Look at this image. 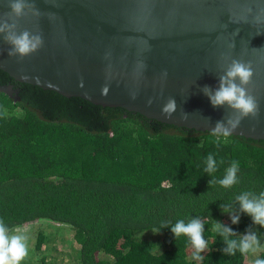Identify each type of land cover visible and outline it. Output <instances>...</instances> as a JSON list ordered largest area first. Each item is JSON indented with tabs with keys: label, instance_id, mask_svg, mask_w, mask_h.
<instances>
[{
	"label": "trees",
	"instance_id": "obj_1",
	"mask_svg": "<svg viewBox=\"0 0 264 264\" xmlns=\"http://www.w3.org/2000/svg\"><path fill=\"white\" fill-rule=\"evenodd\" d=\"M9 82L21 99L0 91V219L19 232L34 224L25 233L29 251L21 264H54L68 230L79 247L78 264L264 259L263 244L256 253L225 255L227 245L215 228L221 221L237 240L251 230L262 243L264 227L240 212L235 197L264 191V139L231 134L217 147L210 130L67 97L0 69V85ZM209 154L217 161L213 174L204 171ZM233 161L239 164L238 183L229 189L210 186ZM221 204H230L231 213ZM232 214L239 215L238 223H232ZM197 216L208 242L202 262L193 259L187 236L176 241L171 226L161 229L164 222L187 223ZM48 228L56 231L47 235Z\"/></svg>",
	"mask_w": 264,
	"mask_h": 264
},
{
	"label": "water",
	"instance_id": "obj_2",
	"mask_svg": "<svg viewBox=\"0 0 264 264\" xmlns=\"http://www.w3.org/2000/svg\"><path fill=\"white\" fill-rule=\"evenodd\" d=\"M258 6L264 0H33L18 31L41 35L43 46L23 59L9 56L11 45L0 34V69L67 97L206 131L235 118L227 105L213 107L204 89H217L227 67L240 60L253 69L247 88L259 108L233 134L264 139ZM9 11L0 0V16ZM0 91L21 99L11 82ZM170 98L176 109L168 116L162 109Z\"/></svg>",
	"mask_w": 264,
	"mask_h": 264
},
{
	"label": "clouds",
	"instance_id": "obj_3",
	"mask_svg": "<svg viewBox=\"0 0 264 264\" xmlns=\"http://www.w3.org/2000/svg\"><path fill=\"white\" fill-rule=\"evenodd\" d=\"M7 2L10 11L0 16V34H2L3 40L11 45L8 49L9 56L18 55L23 59L43 46L41 35L33 34L27 29L18 31L19 19L25 17L27 14L26 9L33 6V0H7ZM258 12L260 15H264V7H259ZM252 76L253 69L250 63L233 60L227 67L225 74L220 77L219 87L214 91L207 87L204 89L213 107L227 105L235 114V118L230 117L227 124L224 121H219L210 130L211 135L217 138V147H219L220 138H227L233 134L242 119L248 116L255 117L258 113V101L255 96L250 94L247 88L252 81ZM81 86H83L82 82ZM106 91L107 89H103L104 93ZM175 109V100L170 98L163 106L162 112L171 116ZM220 163H223V161H220ZM204 171L209 174L217 171V161L212 154H209L206 158ZM238 171L239 164L237 161H233L231 166L227 168L223 178L217 180L214 176L208 183L210 186L218 183L225 189L232 188L238 183ZM235 199L239 202L240 212L251 216L253 224L264 227V191L260 192L258 197L251 192L245 191L236 196ZM220 207L224 212L231 213L230 204H221ZM231 220L233 224L238 223L239 215L232 214ZM204 224L201 218L197 216L191 218L187 223L183 219L178 220L175 224L164 222L161 225V229L171 226V232L174 234L176 241L182 235L187 236L194 249L193 259L202 262L204 256L201 253L208 248V242L203 235ZM215 228L218 234L224 238L227 245L223 249L225 255L234 256L237 251L242 255L256 253L261 248L259 237L251 230L246 231L237 240L232 238L236 236L235 231L221 221H216ZM28 251V236L23 232L9 229L4 221L0 219V264H21V261L28 256ZM254 264H264V259L258 258L254 261Z\"/></svg>",
	"mask_w": 264,
	"mask_h": 264
},
{
	"label": "rangeland",
	"instance_id": "obj_4",
	"mask_svg": "<svg viewBox=\"0 0 264 264\" xmlns=\"http://www.w3.org/2000/svg\"><path fill=\"white\" fill-rule=\"evenodd\" d=\"M37 225L38 224H35V226ZM33 227H34V224L26 225L20 228V232L28 234V232H30L33 229ZM53 231H56V230L53 228H48V230L46 231L47 235H48V232L50 233ZM64 233H66L65 235H67L68 238L66 237L63 239L62 242H60L61 246L59 245V251H56V253L54 254L55 258L53 259V263L54 264H78L77 256L79 253L78 251L79 247L77 243L75 242V240L73 239V234L70 233L69 230L65 231ZM261 244H263L262 247H264V239L262 240ZM49 259H51V257Z\"/></svg>",
	"mask_w": 264,
	"mask_h": 264
}]
</instances>
